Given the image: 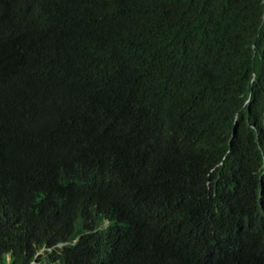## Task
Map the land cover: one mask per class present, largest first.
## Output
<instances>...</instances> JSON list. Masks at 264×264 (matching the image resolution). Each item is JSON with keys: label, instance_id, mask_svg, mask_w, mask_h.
Masks as SVG:
<instances>
[{"label": "trees", "instance_id": "trees-1", "mask_svg": "<svg viewBox=\"0 0 264 264\" xmlns=\"http://www.w3.org/2000/svg\"><path fill=\"white\" fill-rule=\"evenodd\" d=\"M261 184L264 0H0V264H264Z\"/></svg>", "mask_w": 264, "mask_h": 264}, {"label": "clouds", "instance_id": "clouds-1", "mask_svg": "<svg viewBox=\"0 0 264 264\" xmlns=\"http://www.w3.org/2000/svg\"><path fill=\"white\" fill-rule=\"evenodd\" d=\"M263 195H264V189H263V184H261V188L259 190L260 200L262 199ZM217 218H218V210H216L211 216L208 215L205 222L214 223ZM263 224H264V218H258V216H256L255 219L248 220L246 222V225L240 223L238 216H235L233 219H228L225 221V225H224L225 229H223V224L221 226H218L219 237L223 238L225 230H228V229L238 234L242 238L245 236H254L255 231ZM104 227H107L106 222L104 223ZM220 242L222 243V241ZM67 245H68L67 243H61L58 245V248L62 249L66 247ZM217 250L218 252H220L222 250V247L217 248ZM42 253L43 251L41 250L39 254H42ZM33 264H36V263L34 262Z\"/></svg>", "mask_w": 264, "mask_h": 264}]
</instances>
